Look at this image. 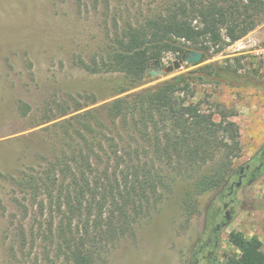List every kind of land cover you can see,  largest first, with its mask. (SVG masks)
<instances>
[{"label": "trees", "instance_id": "obj_1", "mask_svg": "<svg viewBox=\"0 0 264 264\" xmlns=\"http://www.w3.org/2000/svg\"><path fill=\"white\" fill-rule=\"evenodd\" d=\"M263 22L264 0H169L162 12L120 27L102 54L79 66L91 74H120L118 94H125L143 86L150 66L165 55L182 58L192 49L203 63ZM238 66L205 64L100 108L80 112L84 107L74 99L72 109L58 114L77 112L53 125L52 156L11 177L42 215L50 212L44 264H106L109 249L133 238L179 182L189 219L199 212L201 197L237 181L236 113L197 95L204 85L237 79ZM230 242L239 254L223 264H264L257 237L238 232Z\"/></svg>", "mask_w": 264, "mask_h": 264}, {"label": "rangeland", "instance_id": "obj_2", "mask_svg": "<svg viewBox=\"0 0 264 264\" xmlns=\"http://www.w3.org/2000/svg\"><path fill=\"white\" fill-rule=\"evenodd\" d=\"M168 1L0 0V264H44L49 244L44 233L50 228V212L47 209L42 215L11 177L37 168L43 156H52L53 125L77 114L58 115L72 109L74 99L83 105L80 112H84L154 88L205 64H232L234 68L240 64L237 79L204 85L197 99L235 111L231 120L241 135V155L234 161L235 169L264 151V22L221 53L196 63L198 66H175L196 50H187L182 58L165 55L160 68L154 63L150 66L143 86L125 94H118L120 74H91L79 66V60L88 63L102 54L120 27L162 12ZM21 107L28 110L27 116L22 115ZM54 115L58 118L42 124ZM214 119L219 121V115ZM183 186L179 182L174 192L164 197L153 216L139 223L133 238L109 249L106 264H188L204 239L208 209L218 193L201 197L199 212L188 219L181 207ZM237 199L231 223L221 229L215 264L239 254L230 242L238 232L246 238L257 237L264 251V174L253 184L244 185ZM219 206L215 202V208Z\"/></svg>", "mask_w": 264, "mask_h": 264}, {"label": "flooded vegetation", "instance_id": "obj_3", "mask_svg": "<svg viewBox=\"0 0 264 264\" xmlns=\"http://www.w3.org/2000/svg\"><path fill=\"white\" fill-rule=\"evenodd\" d=\"M264 174V151L252 157L239 168L237 181H232L227 188L219 192L208 209V218L204 229V239L194 250L188 264H215V254L219 249L221 229L228 225L227 217L232 219L238 206V191L244 185L253 184ZM215 202L220 204L215 208Z\"/></svg>", "mask_w": 264, "mask_h": 264}, {"label": "water", "instance_id": "obj_4", "mask_svg": "<svg viewBox=\"0 0 264 264\" xmlns=\"http://www.w3.org/2000/svg\"><path fill=\"white\" fill-rule=\"evenodd\" d=\"M202 61V54L198 51H191L183 56L182 60L175 64L176 68L181 67L182 63L186 64H196L200 63ZM154 64L157 65L158 68H160L159 61L155 62ZM227 223H231V219L227 217Z\"/></svg>", "mask_w": 264, "mask_h": 264}]
</instances>
